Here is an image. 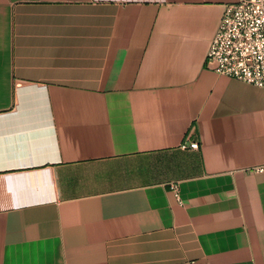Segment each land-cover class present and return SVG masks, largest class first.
Returning a JSON list of instances; mask_svg holds the SVG:
<instances>
[{
  "label": "crops",
  "instance_id": "obj_1",
  "mask_svg": "<svg viewBox=\"0 0 264 264\" xmlns=\"http://www.w3.org/2000/svg\"><path fill=\"white\" fill-rule=\"evenodd\" d=\"M236 1L0 0V264H264V88L206 65Z\"/></svg>",
  "mask_w": 264,
  "mask_h": 264
},
{
  "label": "built area",
  "instance_id": "obj_2",
  "mask_svg": "<svg viewBox=\"0 0 264 264\" xmlns=\"http://www.w3.org/2000/svg\"><path fill=\"white\" fill-rule=\"evenodd\" d=\"M206 65L216 73L264 88V0L225 5ZM182 147L196 149L199 143ZM171 188L179 199L178 185L173 183Z\"/></svg>",
  "mask_w": 264,
  "mask_h": 264
}]
</instances>
